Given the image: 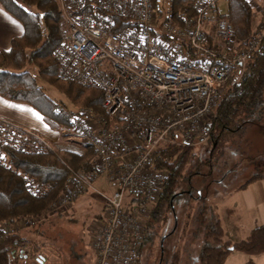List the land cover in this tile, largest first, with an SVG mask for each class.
<instances>
[{"label": "built area", "instance_id": "built-area-1", "mask_svg": "<svg viewBox=\"0 0 264 264\" xmlns=\"http://www.w3.org/2000/svg\"><path fill=\"white\" fill-rule=\"evenodd\" d=\"M221 1L228 3L193 0L191 14L173 15L170 0L166 9L154 0H56L63 31L52 50L57 76L100 90L102 106L100 112L57 107L68 115L69 133L94 157L90 171L70 172L43 214L97 196L101 218L92 237L93 264L139 263L146 221L168 177L152 166V153L163 144L210 142V124L227 86L245 75L261 46L260 30L237 37ZM0 124L17 130L8 121ZM21 130L18 137L12 131L4 136L17 143L28 136L33 142L25 150L51 149L36 132ZM6 158L1 152V163L8 164ZM100 179L106 190L95 186ZM37 187L33 181L31 190Z\"/></svg>", "mask_w": 264, "mask_h": 264}, {"label": "trees", "instance_id": "trees-1", "mask_svg": "<svg viewBox=\"0 0 264 264\" xmlns=\"http://www.w3.org/2000/svg\"><path fill=\"white\" fill-rule=\"evenodd\" d=\"M192 4L193 0H170L169 7L173 15H189L192 13ZM0 6L17 18L23 26V33L11 39L10 48L0 50V97L31 105L39 111L44 122L55 130L68 126V115L65 110H57V107L63 106L44 92L40 82L61 93L71 104L91 107L100 112V90L82 87L73 81H63L57 76L58 65L52 57V50L63 37V31L62 16L56 0H0ZM262 12L261 20H264V11ZM225 16L234 27L237 37L243 38L253 30V14L248 0H228ZM263 114L264 36L259 50L251 55L245 75L238 82L229 83L226 94L215 109L210 124V143L225 134L242 130L247 124H260ZM0 137V153L3 152L9 159L8 164L0 161V264H18V261H25L28 257L21 253L20 247L31 246V242L26 236L7 227L1 228V225H7L19 217L39 218L58 198L64 180L71 171L91 170L94 151L89 145L80 142V152L69 148L56 151L25 150L27 142L17 143L8 136ZM193 156V146L171 144L160 145L152 153V166L166 170L168 177L146 221L143 248L153 242L156 224L168 223L170 216L175 218V203L181 196L192 195L193 185L189 181L184 183V174ZM222 163L228 164L225 160ZM208 170L207 173L211 174V169ZM259 178H264V173L251 174L238 186L229 188L242 189ZM33 181L38 186L34 192L31 190ZM213 181L206 182V193ZM182 185H187V188L180 191ZM186 190H190L191 194H186ZM199 193L195 200L202 199L204 209L209 206L205 202L207 194L202 196L201 192ZM199 210L202 212L201 208ZM215 210V206L210 207L209 215L203 219L197 216V221L203 226V238L198 249L201 264H224L232 252H242L249 256L264 253V224L254 228L244 239L230 242L224 239L220 219ZM65 245L71 257L75 253L76 261H82L83 253L73 252V241H66ZM54 251L57 252L55 249ZM247 264H252V260L249 259Z\"/></svg>", "mask_w": 264, "mask_h": 264}, {"label": "rangeland", "instance_id": "rangeland-1", "mask_svg": "<svg viewBox=\"0 0 264 264\" xmlns=\"http://www.w3.org/2000/svg\"><path fill=\"white\" fill-rule=\"evenodd\" d=\"M248 2L253 14V29L264 33V20H261L262 11H264V0H248ZM154 3L155 5L159 4L160 9H166L168 8L169 0H154ZM219 9L223 14L227 12L225 1L220 2ZM40 84L43 86L44 92L63 106L66 111L79 107L68 102L61 93L52 87L43 82H40ZM44 124L49 131L48 134H44L38 129L34 130L53 142L49 143L53 151L60 148H79V141L69 133V129L66 126L55 130L46 123ZM260 124H247L238 132L216 138L217 140L214 143L204 142L193 146L194 156L184 174L186 176L184 183L187 184L188 181L192 183L193 191L192 195L189 197L183 196L175 203L176 208L173 215L175 218L177 217V230L171 236L172 238L170 237L161 246L162 236L169 233L175 225V220L170 216L168 223L156 224L154 226L156 236L153 242L146 244L142 249L138 264H201L198 258V249L203 238V226L197 221V216L203 219L209 215V208L215 205L216 196L220 195L222 189L238 186L251 174L264 173V114L261 117ZM7 126L12 127L10 125ZM16 128L17 130L13 132L12 129H7L0 124V136L4 137L6 132L12 131L18 137L22 128L13 127V129ZM34 130L30 129L29 131L34 133ZM21 137L29 143L33 142L28 136L21 135ZM33 144L35 142L31 143V145ZM1 145L2 138L0 137ZM223 160L228 164L223 165ZM6 161L8 162L9 159L6 158ZM208 169H211V174L207 173ZM226 171L228 172L227 175L225 174ZM210 180H214L210 186L212 189H209L206 193L204 186ZM217 181L221 183L219 184ZM96 184L100 189L106 190L101 185L100 180ZM186 188L187 185H182L181 190L180 188L179 190L183 191ZM199 192H201L202 196L207 194L205 202L209 206L204 209H202L204 203L203 201L201 202L202 199L196 198L195 200V196ZM210 192L213 194L212 197H210ZM79 198L71 206L61 208L54 214H42L40 218L26 216L17 219L18 222L15 227L10 229L22 236H26L31 242V246L20 247V251L21 249L26 250L27 253L24 252L23 254L28 257L25 261H18V264H93L94 254L91 249V243L95 226L99 224L97 216L101 213V208L99 207L101 203L98 197V201L97 199L91 200L90 197H83L80 200ZM200 208L202 212H200ZM27 218L29 221L26 220ZM1 228L6 229V225L2 224ZM66 241L75 243L73 252H82V261H76L75 253L73 257H71L70 253L68 254L65 245ZM162 249L165 252L164 255ZM58 250L63 254H58ZM36 255L37 258L35 259ZM162 258L163 261H160ZM195 259L196 261H193Z\"/></svg>", "mask_w": 264, "mask_h": 264}, {"label": "crops", "instance_id": "crops-1", "mask_svg": "<svg viewBox=\"0 0 264 264\" xmlns=\"http://www.w3.org/2000/svg\"><path fill=\"white\" fill-rule=\"evenodd\" d=\"M22 33V23L0 6V50L9 49L11 39ZM0 119L22 129H38L44 134L49 132L39 111L24 102L0 97ZM34 132L47 142L53 143L39 134L38 131L34 130ZM100 182L103 188L106 189L102 179H100ZM96 183L95 186L99 188ZM217 183L220 184L221 182L217 181ZM209 189H212V187ZM212 196L213 194L210 195V197ZM83 197H90L91 200L97 199V196L91 195L82 196L79 200ZM214 203L215 212L219 216L223 229L224 239L230 242H238L244 239L254 228L264 224V178L256 179L242 189L224 188L220 195L216 196ZM99 207L101 208V206ZM97 217L100 220L101 213ZM58 254L63 253L59 251ZM249 259L252 260V264H264V253L249 256L242 252H232L226 258L224 264H247ZM193 261H196V259Z\"/></svg>", "mask_w": 264, "mask_h": 264}, {"label": "flooded vegetation", "instance_id": "flooded-vegetation-1", "mask_svg": "<svg viewBox=\"0 0 264 264\" xmlns=\"http://www.w3.org/2000/svg\"><path fill=\"white\" fill-rule=\"evenodd\" d=\"M186 194H190V190H186ZM183 196H181V198H182ZM177 218V217H176ZM175 219V218H174ZM175 225L173 226V228L169 231V233H166V234H164L163 236H162V238H161V246L163 245V243L165 242V241H167L172 235H174V231L176 230V226H177V219H175V223H174ZM172 238V237H171ZM163 250V249H162ZM164 250H163V255H164ZM160 261H163V258L160 260ZM167 261V260H166Z\"/></svg>", "mask_w": 264, "mask_h": 264}, {"label": "water", "instance_id": "water-1", "mask_svg": "<svg viewBox=\"0 0 264 264\" xmlns=\"http://www.w3.org/2000/svg\"><path fill=\"white\" fill-rule=\"evenodd\" d=\"M176 219V218H175Z\"/></svg>", "mask_w": 264, "mask_h": 264}]
</instances>
